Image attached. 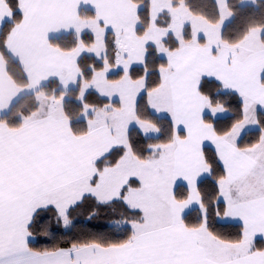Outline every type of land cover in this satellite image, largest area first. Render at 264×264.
<instances>
[{
	"label": "snow or ice",
	"instance_id": "1",
	"mask_svg": "<svg viewBox=\"0 0 264 264\" xmlns=\"http://www.w3.org/2000/svg\"><path fill=\"white\" fill-rule=\"evenodd\" d=\"M0 264H264V0H0Z\"/></svg>",
	"mask_w": 264,
	"mask_h": 264
},
{
	"label": "trees",
	"instance_id": "2",
	"mask_svg": "<svg viewBox=\"0 0 264 264\" xmlns=\"http://www.w3.org/2000/svg\"><path fill=\"white\" fill-rule=\"evenodd\" d=\"M90 99H95V97H90ZM93 223H97V222L93 221ZM74 232H75V230H72L70 232H67L65 234V236L63 237V239L64 240L71 239L73 237ZM52 243H53V241H47V240H43L42 239L39 243H34V246L35 247H38V248H43V247H46V246H51Z\"/></svg>",
	"mask_w": 264,
	"mask_h": 264
}]
</instances>
